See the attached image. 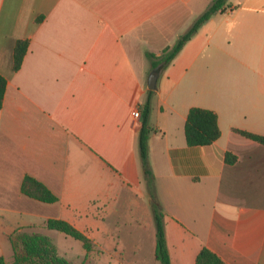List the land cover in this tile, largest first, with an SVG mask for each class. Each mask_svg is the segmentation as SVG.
I'll list each match as a JSON object with an SVG mask.
<instances>
[{
	"label": "crops",
	"instance_id": "0c3cea01",
	"mask_svg": "<svg viewBox=\"0 0 264 264\" xmlns=\"http://www.w3.org/2000/svg\"><path fill=\"white\" fill-rule=\"evenodd\" d=\"M213 1L0 0V260H13L19 230L56 247L64 234L46 223L61 220L93 242L84 264H161L134 112L150 91L147 54L173 47ZM154 91L148 157L170 263L196 264L206 248L264 264V145L237 132L264 137V0H229ZM192 108L217 114L212 145L188 146ZM26 176L58 201L25 196Z\"/></svg>",
	"mask_w": 264,
	"mask_h": 264
},
{
	"label": "trees",
	"instance_id": "16d2710c",
	"mask_svg": "<svg viewBox=\"0 0 264 264\" xmlns=\"http://www.w3.org/2000/svg\"><path fill=\"white\" fill-rule=\"evenodd\" d=\"M228 1L229 0H214L212 6L200 16L190 30L184 34L173 47L165 49L160 56L150 53L147 54L152 69L160 74L164 73L172 65L184 46L198 33L199 29L216 13H223L225 11V6ZM28 49L29 41L21 40L16 43L14 49L15 72L20 70ZM6 88L7 80L0 74V109L3 107ZM154 93L155 91H148L147 100L142 106V127L139 136V147L143 174L149 189L151 206L157 224L156 257L161 264H171L166 245L163 222L164 215L154 193V178L150 169L148 157V139L151 133L149 119ZM237 132L248 139L264 145V137L262 136L243 131ZM185 136L187 144L190 147L212 145L221 136L217 114L202 108H192L189 111L185 125ZM226 161L232 164L236 161V157L227 154ZM21 191L25 196L46 204H54L58 201V198L46 186L29 176L24 178ZM46 228L51 231L63 233L79 241L87 253L94 251L93 242L68 222L49 220L46 223ZM10 243L13 249V260L7 263L4 259H1L0 264H72L58 254L57 248L49 237L39 232L27 230L16 231L10 236ZM196 264L225 263L213 252L204 248L199 253Z\"/></svg>",
	"mask_w": 264,
	"mask_h": 264
},
{
	"label": "rangeland",
	"instance_id": "374dc122",
	"mask_svg": "<svg viewBox=\"0 0 264 264\" xmlns=\"http://www.w3.org/2000/svg\"><path fill=\"white\" fill-rule=\"evenodd\" d=\"M55 241L56 248L59 251L58 254L61 257H64L70 263L72 262V264H84L83 248L79 241L65 235H62V239ZM92 264L96 263L92 262Z\"/></svg>",
	"mask_w": 264,
	"mask_h": 264
},
{
	"label": "water",
	"instance_id": "95a60500",
	"mask_svg": "<svg viewBox=\"0 0 264 264\" xmlns=\"http://www.w3.org/2000/svg\"><path fill=\"white\" fill-rule=\"evenodd\" d=\"M160 76V73L157 71H153L149 77L148 81V88L150 91L156 90L158 78Z\"/></svg>",
	"mask_w": 264,
	"mask_h": 264
},
{
	"label": "built area",
	"instance_id": "2783aa9c",
	"mask_svg": "<svg viewBox=\"0 0 264 264\" xmlns=\"http://www.w3.org/2000/svg\"><path fill=\"white\" fill-rule=\"evenodd\" d=\"M141 117H142V110L140 108H138L134 112V118L136 120H141Z\"/></svg>",
	"mask_w": 264,
	"mask_h": 264
}]
</instances>
